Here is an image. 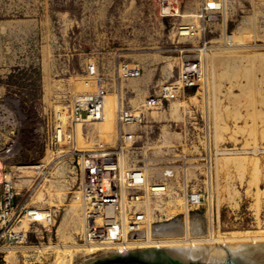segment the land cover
Masks as SVG:
<instances>
[{"label":"rangeland","instance_id":"374dc122","mask_svg":"<svg viewBox=\"0 0 264 264\" xmlns=\"http://www.w3.org/2000/svg\"><path fill=\"white\" fill-rule=\"evenodd\" d=\"M203 2L0 0V107L7 102L19 110L22 148L21 160L0 172V191L4 175L13 177L12 167L49 166L48 174L35 182L31 205L52 211L54 216L49 224L30 226L27 246L31 249L6 254L5 264H84L111 255L95 251L97 255L91 257L86 247H80L82 199L70 153L115 147L121 129L135 140L134 153H125L123 164L146 167L150 180L158 178L159 164L192 167L177 173L180 185L178 182L175 187L180 194L174 201L173 219L154 221L151 235L156 227L169 223L186 233L179 238L264 234V0H227L226 12L208 19L200 18ZM232 35L234 41L224 39ZM124 66L139 70V75L124 76ZM182 66L200 68V79L193 87L173 92L161 110L145 113L156 125L153 136L138 138L139 127L146 121L121 127L116 120L119 109H137L156 86L178 81ZM162 73L169 78L162 80ZM159 79L161 82L149 86L148 82ZM95 92L109 97L110 123L78 126L72 144L61 155L46 154L34 145L37 141L30 135L43 117L54 108L69 106L76 97ZM4 143L5 139L0 140V147ZM27 190L21 187L17 203H25ZM183 192L199 199L187 213ZM73 201H77V210L81 208L77 212L79 225L69 218ZM151 235L148 240L152 241ZM131 239L128 237L129 242Z\"/></svg>","mask_w":264,"mask_h":264},{"label":"built area","instance_id":"2783aa9c","mask_svg":"<svg viewBox=\"0 0 264 264\" xmlns=\"http://www.w3.org/2000/svg\"><path fill=\"white\" fill-rule=\"evenodd\" d=\"M226 3L227 0H204L200 18L222 15L227 10ZM121 70L126 77L139 75V70L127 66ZM197 79H200L199 70L194 66L190 69L185 66L178 81L156 86L153 95L137 109L120 108L117 112L118 123L121 127L145 124L147 111L161 110L173 92L195 86ZM103 99L100 92L89 93L74 98L67 107L54 109L34 127L30 135L31 139L37 141L34 145L38 144L39 150L46 154L48 151L55 155L63 154L62 150L72 144L78 126L95 123L99 111H103ZM12 105L6 102L0 107V140H6L0 147V172L21 160L18 131L21 117L19 110L12 109ZM138 138L144 140L142 135ZM134 143V136L121 129L115 147L97 146L91 150H74L70 153L74 157L72 172L76 176L77 192L82 199L84 219V230L78 242L81 247H98L97 254L128 251L131 242H128V235H142L148 239L154 221L172 220L176 209L174 201L180 194L175 187L178 182L180 185L177 173H186L192 168L188 164H159L158 178L150 180L144 168L120 162L121 157L133 152ZM21 168L38 170L23 172L18 170ZM12 169H15L13 177L1 180L0 264L6 263L8 253L31 249L27 246L30 226L36 223L49 224L54 217L52 211L31 205L32 191L37 185L35 182L48 174L49 166L24 164ZM22 186L28 188L29 194L24 204L17 203ZM182 198L187 212L199 201L193 193L189 195L186 192Z\"/></svg>","mask_w":264,"mask_h":264},{"label":"bare ground","instance_id":"6f19581e","mask_svg":"<svg viewBox=\"0 0 264 264\" xmlns=\"http://www.w3.org/2000/svg\"><path fill=\"white\" fill-rule=\"evenodd\" d=\"M130 8V7H129ZM166 8V7H165ZM126 11H127V9H126ZM226 12V11H225ZM165 16V15H164ZM167 16V15H166ZM208 19V18H207ZM217 19V18H216ZM218 20V19H217ZM221 20V19H220ZM212 21V20H211ZM216 21V20H215ZM225 26V25H224ZM192 30V29H191ZM179 31V30H178ZM189 31H190V29H189ZM188 31V32H189ZM224 31V30H223ZM188 32H183V34H188ZM193 32V31H192ZM224 34V33H223ZM189 36V35H188ZM185 37H186V35H185ZM245 37V36H244ZM243 37V38H244ZM223 39V38H222ZM225 40H229V39H231V40H233L234 41V36L232 35V36H229V37H226V38H224ZM223 39V40H224ZM239 39V38H238ZM240 40H242L241 38H240ZM244 40V39H243ZM242 40V41H243ZM225 42V41H224ZM241 42V41H240ZM240 42H239V46H240ZM225 44V43H224ZM241 44H242V42H241ZM242 47V46H241ZM250 47V46H249ZM252 47V46H251ZM250 47V49H252ZM241 49H243V48H241ZM245 49V48H244ZM248 49V48H247ZM214 50H216V49H214ZM218 50H219V48H218ZM202 51V50H201ZM205 51V50H204ZM204 51H202V52H204ZM207 52V51H206ZM212 52V51H211ZM217 52V51H216ZM219 52V51H218ZM209 53V52H208ZM203 54V53H202ZM206 56V55H205ZM205 56H204V58H205ZM209 56V55H208ZM207 56V57H208ZM203 57V56H202ZM207 59V58H206ZM207 60H209V59H207ZM191 61H192V59H191ZM194 61V60H193ZM196 61H197V59H196ZM195 61V62H196ZM206 62H208V61H205L204 63H206ZM187 63H188V61H187ZM196 64H197V62H196ZM199 64V63H198ZM210 64H212V63H210ZM189 65V64H188ZM193 65H194V63H193ZM206 65V64H205ZM192 66V65H191ZM203 66V65H202ZM199 67V66H198ZM207 67H209V64H207ZM182 68H184L183 66H182ZM188 68V67H187ZM200 69V68H199ZM198 69V70H199ZM203 69V68H202ZM206 70V69H205ZM207 71V70H206ZM208 72V71H207ZM206 72V73H207ZM212 72V71H211ZM204 73V72H203ZM205 76V75H204ZM204 79V78H203ZM210 81V80H209ZM206 82V81H205ZM202 84H204V83H202ZM208 84V83H207ZM205 85V84H204ZM83 88V87H82ZM81 88V90L83 91V89ZM208 91V90H207ZM207 91H206V94H207ZM230 91V90H229ZM227 93H229L228 92V90H227ZM208 97V96H207ZM109 98V97H108ZM107 97L105 98L104 97V99H103V111L101 110V111H99V114H98V118H96L95 120H94V124H96V123H103V122H111L112 121V119H113V117H111V116H109V115H111L112 114V111L110 110L111 109V102H110V100L108 99ZM205 99H208V98H205ZM108 100V101H107ZM213 101V100H212ZM207 102V101H206ZM208 103V102H207ZM113 104V103H112ZM208 105V107H209V103L207 104ZM207 105H206V107H207ZM113 106V105H112ZM172 106H174V105H172ZM175 107V106H174ZM214 107V106H213ZM57 108V107H56ZM205 108V107H204ZM55 109V108H54ZM209 109V108H208ZM55 110H57V109H55ZM176 112H177V110L176 109H174ZM207 110V109H206ZM205 110V111H206ZM175 111H173V112H175ZM204 111V112H205ZM209 111V110H208ZM207 111V112H208ZM173 113V114H177V113ZM107 113V116L105 117V114ZM214 113V112H213ZM173 114H171V115H173ZM207 114V113H206ZM209 115V114H208ZM176 116V118H178L177 117V115H175ZM210 116V115H209ZM172 117V116H171ZM205 117V116H204ZM173 118V117H172ZM116 120H117V116H116ZM175 120H178V119H175ZM174 120V121H175ZM206 120V119H205ZM209 120V119H208ZM208 120H206V121H208ZM211 121V120H210ZM254 121V120H253ZM254 124V123H253ZM254 126V125H253ZM207 129H208V127H207ZM205 130V129H204ZM208 132V131H207ZM206 133V132H205ZM209 136V135H208ZM216 140H214V142H215ZM205 144V143H204ZM208 144V143H207ZM214 147H215V145H214ZM88 150V149H87ZM233 151H234V149H232ZM134 153V152H133ZM239 153H241V152H239ZM245 154H246V152H244ZM248 154L250 153V152H247ZM262 153V152H261ZM131 154V153H130ZM137 154V153H136ZM217 154H219V153H217ZM216 154V155H217ZM144 155V154H143ZM215 155V154H214ZM221 155H223V154H221ZM215 157V156H214ZM254 157V156H253ZM135 158V157H134ZM209 160V159H208ZM121 161H122V158H121ZM124 161V160H123ZM123 161H122V163H123ZM144 162V161H143ZM208 162V161H207ZM125 164V163H124ZM134 164V163H133ZM144 164H145V162H144ZM143 165V164H142ZM146 165V164H145ZM144 165V166H145ZM211 165H213V164H211ZM143 166V167H144ZM0 167H1V163H0ZM210 167V166H209ZM36 168V167H35ZM34 168V169H35ZM206 168V167H205ZM145 169H147L146 167H145ZM209 169V168H208ZM18 170H20V171H23V172H29V171H31V170H33L32 168H28V169H18ZM212 170V169H211ZM209 173H210V171H209ZM183 174V173H182ZM208 174V173H207ZM185 175V174H184ZM1 176H3L1 173H0V177ZM186 177V176H185ZM4 178L5 179H10V175L8 174V175H4ZM1 179V178H0ZM209 179H210V177H209ZM183 182H185V181H183ZM209 185V184H208ZM211 186V185H210ZM208 187V186H207ZM209 188V187H208ZM211 188V187H210ZM185 190V189H184ZM212 190V189H211ZM210 190V191H211ZM184 193V192H183ZM185 194V193H184ZM211 194V193H210ZM60 195V194H59ZM199 196V195H198ZM212 196H214V195H212ZM208 200V199H207ZM206 200V201H207ZM74 203H72L71 205H70V209H69V218H71L72 219V223H74L75 225L77 224V225H79V221H78V219H77V212L81 209H79V210H77V205H76V202L77 201H73ZM78 204V203H77ZM256 204H258V202L256 203ZM197 206V205H196ZM211 206V205H210ZM82 207V206H81ZM184 207V206H183ZM185 209V208H184ZM186 210V209H185ZM185 212V211H184ZM208 212V211H207ZM186 213H187V211H186ZM211 213V212H210ZM207 214V213H206ZM212 214V213H211ZM211 214H210V217H212L211 216ZM187 214H185L184 216H186ZM207 216V215H206ZM186 218V217H185ZM205 218V217H204ZM207 218V217H206ZM205 218V219H206ZM186 219H188L189 220V218H186ZM83 220V219H82ZM187 220V221H188ZM194 220V219H193ZM198 220V219H197ZM208 220V219H207ZM206 220V221H207ZM186 221V222H187ZM191 221V220H190ZM199 221V220H198ZM197 221V222H198ZM177 222V221H176ZM186 222H184V223H186ZM192 222V221H191ZM191 222H189V225H190V223ZM194 222V221H193ZM195 222H196V220H195ZM197 222H196V224H197ZM209 222H210V220H209ZM84 222H82L81 224H82V226L80 227V228H82L81 230H82V232H83V229H84V227H83V224ZM175 223V222H174ZM200 223H201V221H200ZM195 223H192V225H194ZM199 224V223H198ZM197 224V225H198ZM180 225V224H179ZM185 226H183V227H185V230H187L186 229V224H184ZM191 225V226H192ZM181 226V225H180ZM195 226V225H194ZM190 227V226H189ZM198 227V226H197ZM200 227V226H199ZM201 227H202V223H201ZM200 227V228H201ZM188 228V227H187ZM190 229V228H189ZM191 229H192V227H191ZM193 229H196L195 227H193ZM80 230V231H81ZM197 230H199V229H197ZM187 231H189V230H187ZM199 231H201V230H199ZM199 231H197L198 233H199ZM81 232V233H82ZM184 232V231H183ZM183 232L181 233L180 231H179V229L177 228V226L175 227H173V226H171L170 225V223H169V225H165V226H158V227H156V229H155V232L153 233L152 232V234L153 235H151V236H153L155 239L154 240H148L147 238H146V240L145 239H143V238H141V236H138V235H136V236H134V237H132L131 236V238H134L129 244H128V251H130V250H134V249H137V248H139V249H143V248H167L169 251H172L174 254H176L178 257H180V259H183V260H201V261H204L205 263H207V264H225V258H226V256L228 255V253H227V251L229 252V251H231L230 253L235 257V259H236V261H238L240 264H264V249H249L248 247L249 246H253V245H261V244H264V234H259V235H257V236H251V235H249V234H247L246 233V235L245 236H239V237H236V236H233V237H217V238H208L207 239V237L205 238V237H203L202 235V237L201 236H198L199 234L198 233H196V234H198L197 236L198 237H190L189 238V236L190 235H192V234H190L189 236L188 235H186V238H179V236H182L181 234H183ZM193 232V234H195L194 232L195 231H192ZM185 233V232H184ZM186 234V233H185ZM188 234V233H187ZM200 234H202V232L200 233ZM81 235V234H80ZM184 235V234H183ZM206 236V235H205ZM211 236V235H210ZM128 237H130L129 235H128ZM140 237V238H139ZM143 237V236H142ZM185 237V236H184ZM150 238V237H149ZM129 242V241H128ZM76 246V245H75ZM179 246H181V247H179ZM184 246V247H183ZM188 246V247H187ZM72 247V246H71ZM73 247H74V245H73ZM79 247V246H78ZM81 247V246H80ZM79 247V248H80ZM68 248V247H67ZM82 248V247H81ZM80 248V249H81ZM83 248H85V247H83ZM82 248V249H83ZM87 248V254L89 255V254H91V257H92V254L93 255H97V254H95L94 252L96 251V253H97V249H98V247H97V249H95V246H87L86 247ZM85 248V249H86ZM226 248H228V249H230V250H226ZM79 249V250H80ZM60 250V249H59ZM76 250V249H75ZM74 250V251H75ZM221 250H223V251H221ZM84 251V250H83ZM76 252H78L77 250H76ZM107 253L108 254H112L113 252H110V251H107ZM107 253H106V255H107ZM11 255V254H10ZM86 254H84V256H85ZM100 255V254H99ZM12 256V255H11ZM26 256V255H25ZM28 256H30V255H28ZM104 256V255H103ZM102 256V257H103ZM7 257V256H6ZM37 257V256H36ZM32 258V257H31ZM98 258V257H97ZM11 259H13L12 257H11ZM29 259H30V257H29ZM90 259V258H89ZM28 260V259H27ZM91 260V259H90Z\"/></svg>","mask_w":264,"mask_h":264},{"label":"water","instance_id":"95a60500","mask_svg":"<svg viewBox=\"0 0 264 264\" xmlns=\"http://www.w3.org/2000/svg\"><path fill=\"white\" fill-rule=\"evenodd\" d=\"M249 249H264V244L249 246ZM227 250V249H226ZM228 253V251H227ZM84 264H207L201 260H183L168 249L147 248L143 250H131L119 252L93 260ZM226 264H235L230 253ZM240 264V263H237Z\"/></svg>","mask_w":264,"mask_h":264},{"label":"crops","instance_id":"0c3cea01","mask_svg":"<svg viewBox=\"0 0 264 264\" xmlns=\"http://www.w3.org/2000/svg\"><path fill=\"white\" fill-rule=\"evenodd\" d=\"M153 75H155V71L152 73V76ZM167 76H168L167 74L162 73L160 75V78L162 80H165V79L169 78ZM161 79H159L158 81L148 82V84H149V86L153 85L154 83L158 84L159 82H161L160 81ZM145 85H147V84H145ZM153 122H152V120L150 118H148V119L146 118V125L143 126V127L142 126L139 127L140 128V130H138L140 132L139 135H142L145 140H148V139H150L153 136L152 131H154L153 129H156V125H154ZM155 123H159V122H155Z\"/></svg>","mask_w":264,"mask_h":264},{"label":"flooded vegetation","instance_id":"af4514ba","mask_svg":"<svg viewBox=\"0 0 264 264\" xmlns=\"http://www.w3.org/2000/svg\"><path fill=\"white\" fill-rule=\"evenodd\" d=\"M233 257H234V256H233V255H231V258H232V260H234V263H235V264H237V261H236V259H234ZM226 258H227V257H226Z\"/></svg>","mask_w":264,"mask_h":264}]
</instances>
